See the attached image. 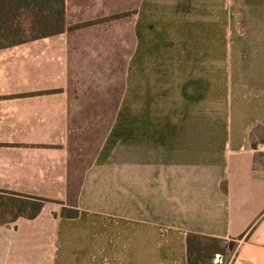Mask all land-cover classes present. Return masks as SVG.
<instances>
[{"label":"crops","instance_id":"1","mask_svg":"<svg viewBox=\"0 0 264 264\" xmlns=\"http://www.w3.org/2000/svg\"><path fill=\"white\" fill-rule=\"evenodd\" d=\"M131 16L123 95L82 172L79 216L45 205L0 226V264H187L188 234L261 264L264 0H138ZM51 39L0 51V190L64 199L75 166Z\"/></svg>","mask_w":264,"mask_h":264},{"label":"rangeland","instance_id":"2","mask_svg":"<svg viewBox=\"0 0 264 264\" xmlns=\"http://www.w3.org/2000/svg\"><path fill=\"white\" fill-rule=\"evenodd\" d=\"M137 2L67 0L69 31L53 37L47 51L54 60L55 93H64L68 98L71 162L75 172L70 175L71 189L66 198H42L49 208L61 203L74 205L82 172L113 121L124 91L126 58L133 43L131 13ZM251 33L257 32H239L245 37ZM262 241L257 247L264 254ZM236 248L237 243L229 247L235 261L240 257Z\"/></svg>","mask_w":264,"mask_h":264},{"label":"trees","instance_id":"3","mask_svg":"<svg viewBox=\"0 0 264 264\" xmlns=\"http://www.w3.org/2000/svg\"><path fill=\"white\" fill-rule=\"evenodd\" d=\"M65 4L66 0H0V51L67 33ZM45 203L42 198L0 190V226L20 218L34 220ZM60 216L76 219L79 211L62 207ZM186 251L187 264H219L216 257L226 260L230 253L224 240L196 234L187 235Z\"/></svg>","mask_w":264,"mask_h":264},{"label":"built area","instance_id":"4","mask_svg":"<svg viewBox=\"0 0 264 264\" xmlns=\"http://www.w3.org/2000/svg\"><path fill=\"white\" fill-rule=\"evenodd\" d=\"M256 151H259L260 153H262L264 155V144L259 146V148ZM234 256L235 255H233L232 258H230V259L227 258L226 260H224L220 256H217L216 259H215V262L219 263V264H223V263L224 264H233L234 263ZM219 258H221V259L219 260Z\"/></svg>","mask_w":264,"mask_h":264}]
</instances>
